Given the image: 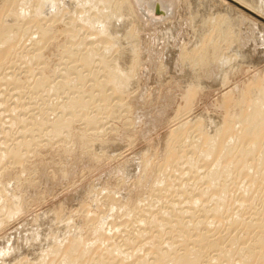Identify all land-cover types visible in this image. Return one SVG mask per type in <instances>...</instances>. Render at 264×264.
Here are the masks:
<instances>
[{
	"label": "rangeland",
	"instance_id": "rangeland-1",
	"mask_svg": "<svg viewBox=\"0 0 264 264\" xmlns=\"http://www.w3.org/2000/svg\"><path fill=\"white\" fill-rule=\"evenodd\" d=\"M174 1L178 2V0ZM181 4L182 6H180L182 8L183 5L186 6L188 4V1L184 0L183 2H181ZM159 18H161L160 15L158 16L155 14L153 20ZM10 20L12 24H9V30L10 26L11 29L14 28V34L10 33L12 31L10 30L9 36H7L6 41L8 40L9 44H11L12 42L11 45L16 48L14 49V51H12V53H14L12 54L13 56L11 55L8 58L7 62L0 63V77L9 79L8 77H12L14 75L15 77H13L15 79L12 82L9 81L6 88L5 85L2 84L0 86V154L3 156L5 150L7 152L9 151V149L12 150L13 148L17 150L20 149L18 151H20L21 154H18H20L22 157L19 155L21 161L20 159H18L19 157L15 158V160L13 158H7L5 160V157H2L4 160L2 159V161H0L2 162V164H0V188H3L0 189V207L2 205L0 209L2 211L4 206L6 207L4 208V210H6L8 207L11 210L14 208V206H19V213L17 214L16 212L15 214H13V216L15 215L14 217L12 216V214L10 215L12 217H9L8 214V218L6 214L7 212L5 213L4 210L2 212L0 211V220L3 221L0 228V239H3L2 241L0 240L1 242H3L10 233L11 237L9 236L7 239L10 238L9 240H11L15 238L14 240H19L21 238L19 241L12 240V243L15 242V245H13L15 248L22 249L26 245L23 244L24 236L29 237L31 234H33L30 232V230L34 231L35 233L36 226L38 225V222L35 219L39 217V215L44 216V214H42L44 211L47 213L50 212L49 214H45L46 216L50 214L51 216H57V221L56 219L54 221L52 217H49L54 224H52V230L53 228L54 230H56V228H58L57 226H60L61 224H64V226L66 224L68 227H70V229H73L76 224H81L79 226L81 227V229H79V234L77 233V235H79L78 239L80 242L84 241L86 243L88 241V243L91 245H89L90 248H93L96 244L95 242L97 241V239L103 238L104 235L106 236V241L104 240L103 242L105 243V249H109V247L113 248L114 244L122 245L124 243V240L131 239L130 241H132V243L130 242V244H128V246H125L124 248L125 252L123 253L127 254H125V256H130L132 253L134 254L136 250H143L142 253L143 257L145 256L144 258H146L147 253L149 254V257H152H148V260L150 259V262L155 260V255H159V253L155 251L156 248L154 249L152 246L160 247V249L166 251L167 249H164V245H166L165 243L167 242H173L174 247L178 246L177 248H175V252L177 253H183V251L185 252L186 249L182 250V248L186 247L185 245H189L187 246V248H189L190 250L193 249L191 247L193 245L195 249H198V247H200V251L203 254L201 263L205 264V262L209 260L211 255L216 257L217 254H219V248L226 251L235 250L236 247H234L232 244L234 239L238 243V248H241L242 246L245 247L251 243L255 244L256 238L263 236V227L259 229H257L256 227V229L259 231L254 228L251 232L250 230H247L246 232L241 228V224L243 223L240 224L239 221L242 220L244 223H247L252 219V221L254 220L256 224H261V222H264L262 219L264 217V194L262 196L263 198L261 197L260 200L258 199L254 202L251 201L252 203L245 200L246 197L244 199L245 201L238 199L236 200L237 193H239L238 190L240 189V187L246 188L248 185L246 184L245 186L244 183L240 184L239 182V185H237L238 187H236V189H239L236 192V190L234 189V187L232 188V186H235L237 183H231V181H233L234 179H231V181L228 179V182H225L224 180L226 179H224V172H221L222 183L218 182L217 184L219 185L214 186L213 190L209 189L206 193L204 192L205 194L202 193V189L204 190L208 187V185H202V181H200V179L204 180L203 178L205 177V175H207L208 172H213L212 170L215 171L216 167L218 169L219 167L221 168L226 167L227 165L229 166L230 161L227 164L224 159H220L221 161H215L209 167L204 168V166L202 165L203 162H199L197 156L200 149L198 150V148L196 147H198V141H200L199 138L202 136L199 135L198 131H193L194 128H190V130L187 131L188 138L186 137L187 139H184L182 142H179L177 144L175 143L173 145H169V135H171L170 133H175V130H178V128L183 125L184 122L187 123L188 120H191L192 116H204L202 117L203 119H206V117H210L209 123L207 124H211V118L214 121V118H217L220 114V108L218 106L220 105V102L224 95L238 88L240 89L243 83H245L248 79L254 77L255 74L261 70V67H263L264 64H259L257 68H252L248 70V72H244L232 78V81L229 82L226 87H207L197 91L195 98L196 100H194L191 106L192 109L190 110V112L183 114L179 112L178 109L184 104L182 101L183 95L181 94L184 93L185 86L183 88V85L179 83V77L177 79L176 74L172 75L168 73V76H172V78L176 79L172 81L173 83L171 82L172 84L166 83L163 84V86L156 85L153 82L148 81V79H153H151L152 75L153 77H155V73H152V71L151 74L146 76L148 78L145 79V81H143L142 79L141 81H139L140 78L138 79L137 76L134 77V82L129 85V88L126 92L128 94L125 93V96L123 95L124 97L120 99L122 101L121 102L118 96L113 93V87H111L110 85H107V87H102L106 91H104V89H100V84L102 85V83H105V81H103V78L104 80L106 79V77H104V75L106 74L102 72L104 70L99 64V60L104 55L102 51L100 52L102 53V55L97 52L91 53L93 54L92 57L94 55L95 56L93 57V61L90 64L82 63L83 60L81 56L84 57L88 53L87 51L90 49L87 48H90L91 45L89 40L85 38V29H82L83 31H80V34L75 35L67 33L64 34L62 32L60 34L57 33L56 35H53V37L51 35V38L48 34L50 38L46 36L45 38H43V41V39H40L42 38V36L40 38H38L37 36H39V31L41 29L46 30L47 28H49L47 27L48 25H44V23L33 24L25 19H23L24 21L22 19V21L20 19L19 21L18 19ZM233 23L232 25H234ZM232 25H230V27ZM54 26L55 25H52V27ZM241 27H243V25ZM244 27L248 28L249 26L246 25ZM231 28H233V26ZM250 28H252V30H249V28L247 29L249 31V34L254 35V33H256V31L254 30L255 28L251 26ZM18 29L21 31H25V33L20 34L22 36H19V38H23H20L21 40L18 38L19 41H16V46V44H13L14 42L12 40L15 41L17 37L15 36V39H12L13 37H11L10 35L14 36L17 32L19 33ZM241 29L243 30V28ZM244 31L245 30H243L242 32ZM29 32H31V36ZM27 33L28 35H26ZM52 33L53 31H51L50 34ZM79 37L80 39H78ZM20 41L22 43L18 44L17 42ZM40 41L43 43H40ZM34 43H37V45ZM41 44L43 46H41ZM219 44L220 43H218L217 45L219 46ZM39 47H41L42 49ZM253 47L255 48V53H257L256 51L258 47L254 44ZM28 53L29 55H27ZM100 55L101 57L99 58ZM102 59L106 58L102 57ZM23 60H26V63ZM107 60L109 61V59ZM100 73L103 75H101ZM163 73H165L166 75V72ZM17 77L19 78V80L17 79ZM42 79L46 80L44 81ZM30 80L32 83L30 82ZM16 81L18 84L16 83ZM98 81L100 82V84H98ZM135 81L137 82L138 87ZM21 83L22 85H20ZM96 84L98 85L96 86ZM91 86H95L96 89L94 87L92 88ZM106 88H108L109 90H107ZM100 92L105 96H102ZM112 95L117 97L113 98L111 97ZM105 97H107L108 99H106ZM100 98L102 99L100 100ZM21 102L22 104H24L23 106ZM101 104L102 106L104 105V107H102ZM58 116H60L61 119H59ZM54 120L64 121H61L59 123L60 125L57 124L58 126L55 125L54 127V125L52 124L54 123ZM90 120L92 122H90ZM55 132L58 133L56 134ZM196 135H198V137ZM25 142L26 144H24ZM100 143L106 145V147H98L100 146ZM108 143L110 145H107ZM27 144L29 145L27 146ZM114 145H116V148L113 147ZM169 150H172L174 154L171 151L169 154ZM170 155H174V160L172 161V163L170 161ZM227 156H229V154ZM187 157L190 159H188ZM165 158L169 159L166 166L164 164ZM258 158L259 155L256 158L254 157L253 159L256 160ZM188 160H191V162ZM245 161L247 162V160H244L243 163ZM173 162L177 163L173 164ZM220 162H223L224 165ZM169 163L171 164L169 165ZM199 164L202 166H200ZM236 164L237 163H233V166L230 165L231 171L229 170V172L233 177L234 169L237 170H235L236 172L234 171L236 177L240 173H243V171H241V168L237 169L239 168V163L237 165ZM262 165H264V163ZM187 166L189 168H187ZM262 169L264 171V167ZM171 175L176 179L174 177L171 178ZM262 177L263 179L261 178V176L260 178H256L257 181L263 182L264 176ZM171 179L173 180L171 181ZM208 181L210 180L208 179ZM234 181L237 182L238 180L235 179ZM243 181L245 182V180ZM229 183H231L232 185H229ZM256 183L254 182L253 184H255L254 186L257 188L258 185ZM224 185H226V187ZM254 186L251 184V189H254ZM218 187H223L225 190H227L225 193V195H227H223V197H221V192L216 193ZM250 187L247 189H250ZM6 191L9 194H6ZM3 195H5L6 198ZM218 196L223 199H220V202L218 200L219 203L215 201V198ZM2 200H5V203H3ZM214 206L224 209L221 219H223L225 216L226 219L224 218V221L221 220L223 222L217 221L214 226H212L211 222H213L214 220V213H212V209L215 208ZM184 211H191V213H193L191 215L188 214L186 217L183 216V219L181 218V216L178 217V215H180L181 213H186ZM209 211L210 213L208 214ZM163 212H165V215L163 214ZM234 212L240 215L231 217L230 213L233 214ZM204 213L206 214V216H204ZM224 213L226 215H224ZM175 215H177L176 218L178 220L182 219V222H180L183 223V225L180 224V226H178L179 223L176 224ZM4 217H6L7 220ZM204 217H208L206 223L209 225H202V223L200 222ZM54 218L56 217L54 216ZM151 220L155 221V223H149ZM103 221H105L106 224ZM35 222L37 225L34 224ZM198 222H200V231L198 229H196L197 231L194 229L192 231L190 227L193 228V226ZM23 223L25 226L28 225L27 227H29V224H31L29 228L26 227L27 233H30L29 235L27 233L26 235H24V232H26V230L23 231L25 229L23 228L25 227ZM147 223L152 225L149 226V224ZM157 223L163 226L164 230L162 228H159V225ZM170 223L172 226L170 225ZM33 224L35 225V228L32 227ZM110 225L112 227H110ZM185 225L186 227H188L185 228ZM20 226L22 227L20 228ZM101 226L106 227L102 228ZM172 227L174 228V230L171 229ZM31 228L34 229L32 230ZM181 228L183 231L181 230ZM14 229H19L20 231H15ZM51 229L50 231H47L51 234H48L46 232L47 234L45 236H50L49 238L52 237L54 239L55 232H53L52 235ZM95 229H97V231L99 229L100 232L98 231L99 233H96L97 231ZM185 229H188V233ZM206 229L208 230L207 232L205 231ZM260 231L262 232V235ZM17 232L18 234L22 232L23 234L21 233L20 235L23 238L21 236L16 238L15 236L18 235ZM140 232L145 234L144 237H138L139 234H141ZM196 232L198 233V235ZM14 233L15 236H12V234ZM95 233L97 236L95 235ZM202 234L204 236L203 238L198 237ZM259 234L261 236H259ZM99 235L101 236L99 237ZM26 237L25 239H27ZM49 238H47V240ZM7 239L6 241L9 243V240ZM53 239L49 240V243L46 242V244H48L47 246L55 244L56 247L52 246L50 248V250L52 249L54 251V248L58 247L55 243V240ZM201 239L205 240H203L200 245L198 243V246H196V241H199ZM187 241L189 242L187 243ZM213 241L214 243L217 242L216 245L209 248L208 245L213 244L211 243ZM1 242L0 248L1 246L2 248H4L7 243H3L2 245ZM17 242L20 245L24 246H21L22 248L20 247V245L19 247H16ZM60 242H63V240ZM93 242L95 243L94 245H92ZM11 244L10 248L13 247ZM147 246L148 248H146ZM149 246L152 247L153 250L150 249ZM92 248L89 249V254H91L90 250L93 251L92 255H89V261H87L89 256L85 257L87 259L82 258V260H84L86 264H130L129 262L131 260V264L137 263L133 262L135 261L133 259H129V261L127 262L126 259V263H122L121 261L120 263L117 262L118 259H116L115 257H113L115 259L112 258L110 253L107 252L108 250H104V252H102V254H104L102 255L98 251L94 252ZM13 249H11V251H13ZM17 249H14L15 251L13 253H18L16 254V256L18 255V257H20V254L22 256V252H20V250L16 252ZM145 249L146 251H144ZM110 250L111 249H109V251ZM258 250L259 248H251V250H249L248 254L250 256V251H254L257 256L253 260L248 261L245 264H264V253H262V255H259L257 253L259 252ZM22 251H24V249ZM105 252H107L108 254H105ZM25 253H23L25 254L24 258L20 257V259L16 260L19 261L16 262L17 264H21L22 262L20 263V260L22 259H25V264L29 261V264H31L32 261L29 260V254L27 252ZM39 253L40 251L38 252V254ZM58 253L59 250L56 254L48 257V259L51 260L55 255L54 258L55 260L57 259V263H54L59 264L58 262L60 261V255L63 254H60V252V257H56ZM11 254L12 253H10V256ZM40 254L42 255L43 253ZM78 254V252L69 254L72 257V260L77 258L76 262L74 261L75 264H80L82 262V260L81 262H79L80 255L78 256ZM98 254L99 257L97 256ZM248 254L245 257L249 256ZM41 255H39L41 260L44 258V260L46 261V256L43 255V257ZM14 259L16 258L14 257ZM44 260L42 261V264ZM55 260L53 259L52 261ZM114 260L116 261V263ZM49 263L52 262L49 261ZM22 264H24V262ZM82 264L85 263L82 262Z\"/></svg>",
	"mask_w": 264,
	"mask_h": 264
},
{
	"label": "bare ground",
	"instance_id": "bare-ground-1",
	"mask_svg": "<svg viewBox=\"0 0 264 264\" xmlns=\"http://www.w3.org/2000/svg\"><path fill=\"white\" fill-rule=\"evenodd\" d=\"M183 1L178 0V2L176 1L177 2L176 3L174 0H0V63L1 62L2 63L7 62L8 58L12 54H14V53H12V51H14V49L16 48V47L14 48L13 45H11L12 42H11V44H9L8 40L6 41L7 36H9L10 30H12L10 33H13V31H14V28L11 29V26H10V30H9V24L10 25L12 24L10 19H14V20L18 19V21H19V19L20 20L25 19L28 22H31L33 24L44 23V25H48L47 27H49V28H47L46 30L41 29L42 30V31L40 30L41 32L39 31L40 34L42 33L41 35L39 34V36H37L38 38H40L42 36V38H40V39L45 38L46 36H48V34L50 35V37H51V35L53 37V35H56L57 33L60 34L62 32L64 34L67 33V34H72V35L73 34L74 35L80 34L79 32L83 31L82 29H85L84 30L85 31L84 35H86L85 38L87 40H89L91 45H90V48H87V49H90L87 51L88 53L86 52L87 54L85 53L86 55L84 57L81 56V58L83 60L82 63L90 64L93 61V57L95 56L94 55L92 57L93 54H91V53H95V52L100 53L102 51V53L104 54L102 57L106 58V59H102V57H101L102 53H100L101 55L99 56V58L101 57V59L99 60V64L101 65V67L104 70L102 72L106 74V75H104V77H106V79L104 80V78H103V81H105L104 84L101 82L102 83V85H101L100 82L98 81L99 82L98 84H100V89H104L102 87H107V85H110L111 87H113V91H114L113 93L116 94L120 100L122 97L125 96L124 94L127 92L129 85H131V83L134 82L135 79H133V78L136 76L138 77V79L140 78L139 81H141V79L143 81H145V79L148 78L146 76L151 74V71H152V73H155V77H153V75H152L151 79L152 78L153 79L152 80L148 79V81L153 82L156 85H162V86H163V84L171 83L173 80H175L176 78L178 79V77H179V79H178L180 81L179 83L181 85H183V88L185 86L184 89H185L186 93L184 91V93L181 94V95H183L182 101L184 104H183V106H181L178 109V111L185 114L187 112H190V110L192 109L191 106H192L194 100H196L195 98H196L197 91L202 90V88H207V87H212V88L217 87V86L218 87H226L229 84V82L232 81L231 80L232 78H234V77H236L239 74H242L244 72H248V70H250L252 68L253 69L255 67L257 68V66L259 64L260 65L264 64V0H187L188 4L186 6L183 5V7L181 8V6H182L181 2H183ZM179 6H180V8H179ZM155 14L158 16L160 15L161 18L153 20ZM233 21H234V23H233ZM12 22H13V20H12ZM232 23L234 25H232ZM27 24H29V23H27ZM52 25H55V26L52 27ZM230 25H232L233 28H231L232 26L230 27ZM240 25L241 26L243 25V27H241ZM246 25L249 26L248 27L249 30L250 29L252 30V28H250V26L254 27L255 29L254 28L253 29L256 31V33H254V35H250L249 31L247 30L248 28L244 27ZM227 27H230V28H227ZM241 28H243V30H245V31L242 32L243 30ZM51 31H53L52 34H50ZM36 32H37V30H36ZM22 33H25V31L19 30V33L17 32L14 36L10 35L11 37H13L12 39H15V36L17 37L15 39V41L11 39L14 42L13 44H16V41L18 40L19 36H22V35H20ZM30 33L31 32H29V34ZM26 35H28V33ZM30 36H31V34H30ZM70 37H71V35H70ZM20 38H23V37H20ZM78 39H80V37ZM9 41H10V38H9ZM43 41H44V39H43ZM17 43L19 44L22 42L20 41ZM40 43H43V42L40 41ZM218 43H220L219 46L217 45ZM34 44L37 45V43H34ZM253 44L258 47V49L256 51L257 53H255V48L253 47ZM21 45H23V44H21ZM16 46H17V44H16ZM41 46H43V45L41 44ZM39 48H41V47H39ZM39 48H38V50H39ZM250 53H251V55H250ZM27 55H29V53ZM36 56H38V55H36ZM256 58H257V60H256ZM107 59H109V61ZM105 60H107V61H105ZM24 62L26 63V60ZM34 65H35V63H34ZM163 72H166V75ZM12 73H14V72H12ZM168 73L172 74V75L176 74L177 77L172 78V76L171 77L168 76ZM101 75H103V74H101ZM13 76L8 77L9 79L0 77V86H1V84L5 85V88H6L8 85L7 83L9 81H11V82L14 81L15 76L14 77ZM97 78H100V77H97ZM17 79L19 80L18 77H17ZM42 80H44V79H42ZM101 81H102V79H101ZM30 82H31V80H30ZM16 83H17V81H16ZM28 84H30V83H28ZM93 84H95V83H93ZM98 84H96V86ZM136 84H137V82H136ZM20 85H22V83ZM33 86H36V85H33ZM40 86H41V84H40ZM110 86H108V87H110ZM93 87L95 88V86H93ZM137 87H138V84H137ZM235 87H237V86H235ZM106 89L109 90L108 88H106ZM104 91H106V90L104 89ZM100 94L102 95L103 93L100 92ZM126 94H128V93H126ZM102 96H105V95H102ZM111 97L114 98L115 96L112 95ZM105 98L108 99L107 97H105ZM101 99L102 98H100V100ZM21 104H22V102H21ZM79 104H80V102H79ZM23 105L24 104H22V106ZM104 105H105V103H104ZM104 105L102 106V104H101L102 107H104ZM82 106H84V105H82ZM114 106H116V105H114ZM105 107H106V105H105ZM218 107L220 108V114L218 115L217 118L213 117L216 121L215 120L213 121L211 118L212 126H211V124H207V123H209L210 117H208V118L206 117V119H207L206 120L205 118L204 119L202 118L204 116H201V117H200V115H197L199 117H193L192 116V119L188 120L189 122L186 120L187 123L184 122L183 125H181L180 127L178 126L179 128H178V130L176 129L177 131L175 130V133H170L171 135H169V140H170L169 145H173L175 143L177 144L179 142H182L184 139L188 138L187 137L188 136L187 131H189L190 128L196 129V130L193 129V131H198L199 135H202L199 138L200 141H198L199 142L197 145L198 147H196V146L195 147L198 148V150L200 149V151L197 150L198 151V155H197L198 161L203 162L202 165L204 166V168L209 167L215 161H218L220 159H224L227 164L230 161L229 162L230 165H232L233 163H237V164L239 163V165H238L239 168H237V169L241 168V171H243V173L239 174L240 171L238 170L239 175L237 174L238 176L236 177V175L234 174V171L236 169H234V171H233L234 177H233L232 174H230V172H229V170L231 169L230 165L226 166V164H225L226 167H221V168L219 167L218 169L216 167L215 171L212 170L213 172H208L207 175L204 174L205 177L203 176L204 177L203 179L206 182L204 180L200 179V181H202L201 182L202 185L203 184L208 185V187L206 186L207 188H205L204 190L202 189L201 192L206 193L209 189L213 190L214 186L219 185V184H217L218 182L222 183L221 172H224V174H225L224 179H226V180H224V179L223 180L225 182L226 181L228 182V179L230 181H231V179L232 180L233 179L238 180L237 182L234 180L231 181V183L232 182H235V184L237 183L235 186L234 185L232 186V188L234 187L236 192L239 189V188L236 189V187H238L237 185H239V182H240V184L244 183L245 186H246V184L248 185L246 188L240 187V189L238 190L239 193H237V197L235 196L236 200L237 199L238 200H244L245 197H246L245 200L250 201V202L251 201L254 202L258 199L260 200L264 194V180H263V182L259 181L260 182V184H259V182L257 181L256 178H258V177L260 178V176H261V178L263 179L262 176H264V171L262 169L264 167V165H262L264 163V66L261 67V70L258 71L254 77L248 79L245 83H243V85L240 89L238 88V89L231 91L230 93L224 95V97L222 98L220 105ZM202 115H204V114H202ZM58 117H59V119H61L60 116H58ZM61 121H64V120H57V121L54 120L53 121L54 123H52V124L55 127V125L56 126L60 125L59 123ZM90 122H92V121L90 120ZM93 122H94V120H93ZM55 133L57 134L58 132H55ZM196 136L198 137V135H196ZM191 143H193V142H191ZM24 144H26V142ZM28 145L29 144H27V146ZM107 145H110V144L108 143ZM98 147L105 148L106 145L100 143V146H98ZM113 147L116 148V145H114ZM117 148H118V145H117ZM18 150H20V149H18ZM18 150L13 149V148H12V150L9 149V151H7V152L5 150L4 151V154L6 153L5 155L3 154V156H2L0 154V161H2V159L4 157H5L4 158L5 160L7 158L8 159L13 158L15 160V158H18L19 155L21 154L20 151H18ZM109 150H111V149H109ZM112 150H114V149H112ZM146 151H148V150H146ZM170 151L173 152L172 150H169V154H170ZM1 153H3V152H1ZM18 153H20V154H18ZM173 154H174V152H173ZM195 154H196V152H195ZM228 154H229V156H227ZM168 155H167V157H168ZM258 155H259L258 159H256V160L253 159L254 157L256 158ZM173 156L174 155H172V156L170 155L171 163L174 160ZM18 159H20V161H21L20 157ZM188 159H190V158H188ZM192 160H193V158H192ZM244 160H247V162L245 161L243 163ZM168 161H169V159L165 158V162H164L165 166L168 164ZM183 161H184V159H183ZM188 161L191 162V160H188ZM248 162H250V163H248ZM171 163H169V165ZM174 163H177V162H173V164ZM220 163L223 164V162H220ZM0 164H2V162H0ZM188 164H190V163H188ZM146 165H148V164H146ZM202 165H200V166H202ZM234 166H235V164H234ZM187 168H189V167L187 166ZM170 173H171V171H170ZM224 174H223V177H224ZM173 177L174 176H172L171 178H173ZM169 179H170V177H169ZM208 179L210 181H208ZM172 180L173 179H171V181ZM243 180H245V182ZM224 181H223V183H224ZM256 181H257V183H256ZM254 182L258 185L257 188L254 186L255 185V184H253ZM231 183H229V185H232ZM251 184L254 186V189H251V187H250ZM187 186H188V184H187ZM224 186L226 187V185H224ZM241 186H243V185H241ZM223 187L222 188L218 187L219 190H218V188H217V190L215 189L216 193L221 192L220 193V196L222 195L221 197H223V195L224 196L227 195V194L225 195L227 190H225ZM249 187L251 190L247 189ZM188 188H189V186H188ZM0 189H3V188H0ZM4 190H5V188H4ZM8 192H9V190H8ZM8 192L6 194H9ZM1 195H2V193H1ZM234 195H235V193H234ZM3 196L6 198L5 195H3ZM220 196L216 197L215 201L218 202V200H219V202H220L221 201L220 199H222ZM14 200H15V198H14ZM4 201L2 200L3 203H5ZM16 205H18V204H16ZM1 207H2V205H1ZM214 207L215 208L212 209V213H214L213 214L214 220H213V222H211L212 226H214V224L217 221H221L226 217V216L225 217L223 216L224 218L222 217L223 219H221V216L223 215V212H224L223 208H219L216 206H214ZM4 208H6V207L3 206V210H4ZM8 208L6 210H4L5 213L7 212L6 213L7 217H8V214H9V217H12L13 214H15L16 212H17V214L19 213L18 212L19 206L18 207L14 206V208L11 210H10V208L9 209ZM0 211H1V209H0ZM194 211H196V210H194ZM44 212L42 213V214H44V216L39 215V217H37L35 219L38 222L37 223L38 225L36 224V222L34 223L35 225H37L36 229H35V233H34V231H31L30 229H28V230H30L31 233H33L29 237L28 236L26 237L24 235H26V233H27L26 229L29 228L31 224H29V227H27L28 225L25 226L23 223V225L25 226L23 228H25V229L24 230L21 229V230H23V231L26 230V232H24L25 234L23 235L24 236L23 244H26V245L24 246V245H20L18 242L16 243L17 244L16 247H19V245H20V247L24 246L23 248L21 247L22 249H20V248L17 249L13 246V245H15L14 244L15 242L12 243L13 242L12 240L15 239L14 237H13L14 239H11V240H9L10 238L7 239L10 236V233L6 237V239L9 240V243L6 241L5 238H4L5 242L4 241L1 242L3 239L2 240L0 239L1 240L0 242L2 245H3V243L4 244L7 243L4 246V248H2V246L0 248V264H17L16 262H19V261H16V260L20 259V257L24 258V255L26 254L25 252H27L29 254L28 257H30L29 260L32 261L31 264H40V263L42 264V261L44 260V258L41 260V258L39 256V255H41L40 253H43L41 256H43V255L46 256L45 259L47 258L46 259L47 263H49V261L52 263H54V262L57 263V259L55 260V258H54L55 255H54V257L52 256L53 258L51 257L52 258L51 260L48 259V257H50L53 254H56L58 252V250H59V253L61 252L60 254H63V255H60L61 257L59 256V253H58V255H56V257L57 256L60 257V261L58 262L59 264H75L74 261L76 262L77 258L72 260V257L69 255L70 253L78 252L79 253L78 256L80 255L79 262H81L82 258L87 259V258H85L86 256L92 255L93 251H91V250H90L91 254H89V249H91L92 247L90 248L91 245L88 243V241L86 242L87 244L83 241L85 243L84 244L83 242H80L78 239L79 235H77V233L79 234V231H80L79 229H81V227H79V226L81 224L80 225L76 224V226L73 229L72 228L70 229V227H68L66 224H65V226H64V224L63 225L61 224L60 226L56 225L58 227V228H56L57 231L54 230V228H53V230H54L53 231L51 228L53 227L54 224H53V221H51L49 217H52L54 219V221H55V219L57 221V216L53 215V213H52L53 216H51V214L46 216L45 214H49L50 212L49 213H47V212L44 213ZM184 212H186V213L180 212L181 214L178 215V217L181 216V218L183 219V216L186 217L188 214L191 215L193 213V212L191 213V211L190 212L188 211L189 213L187 211H184ZM235 212L233 214L230 213L231 217H236V216L240 215V214H236ZM164 213L165 212H163V214ZM177 213H179V212H177ZM209 213H210V211L208 212V214ZM11 214H12V216H10ZM224 215H226V214L224 213ZM54 216L56 218H54ZM149 216H152V215H149ZM204 216H206V214ZM46 217H48V218H46ZM163 217H165V216H163ZM169 217H171V216H169ZM176 217H177V215H175V218ZM227 217H228V215H227ZM4 218H6V217H4ZM204 218L201 221L199 220L202 223V225L207 224L206 222H207L208 217H204ZM160 219H161V216H160ZM182 219H180V220H178L177 218L175 219L176 224L179 223L178 226H180V224L183 225V223H181ZM262 219L264 221V217ZM6 220H7V218H6ZM152 220H153V218H152ZM152 220L149 223L154 224L155 221H152ZM177 221H179V222H177ZM223 221H221V222H223ZM240 221H242V220H240ZM240 221H239L240 224L243 223V224H241L242 225L241 228L244 229L246 232H247V230H250V232H251L254 228L256 229V227H257V229H259L261 227L264 228V226H263L264 222H261V224L260 223L256 224V222H254V220L252 221V219L250 222H247V223L246 222L244 223L243 221L240 222ZM2 222L3 221H1L0 228H1ZM103 222L106 224L105 221H103ZM200 222H198L196 225H194L193 228H191L189 226L190 229H192V231H193V229L199 230ZM54 223H56V222H54ZM149 223H147V224H149ZM25 224H27V223H25ZM34 224L32 227L35 226ZM152 224H149V226ZM158 225H159V228L163 229V226H161L160 224H158ZM170 225H171V223H170ZM207 225H209V224H207ZM21 227L22 226H20V228ZM101 227L104 228L106 226H101ZM101 227H100V230H101ZM110 227H112V226L110 225ZM187 227L185 225V228H187ZM34 228H31V229L33 230ZM182 228H183V226H182ZM182 228H181V230H182ZM50 229L52 230V235H53V232H55L54 233L55 238L54 239L52 237L51 238L53 240H55V243L58 247V248L53 247L55 249L54 251L52 249L50 250V248L52 246H55V244L54 245L51 244L49 246H47L48 244H46V242L49 243V240H52L51 238H49L50 236H48V235H47L48 237L45 236L48 233L47 231L48 230L50 231ZM171 229L174 230L173 227ZM17 230L20 231L19 229H17ZM17 230H15V231H17ZM95 230L97 231V229H95ZM144 230H143V232H144ZM163 230H161V231H163ZM187 230H186V232H187ZM262 230H264V229H262ZM98 231H99V229H98ZM98 231L96 233L100 232V231L99 232ZM205 231L207 232L208 230L206 229ZM257 231H259V230H257ZM13 232H11V233H13ZM96 233H95V235H96ZM140 233L141 234H139V236L138 235H136V236L141 237V238H142V236L144 237L145 234L142 232H140ZM248 233H249V231H248ZM17 234H18V232H17ZM20 234L15 236V233H14V234H12V236L14 235L16 238H18L19 236H21ZM197 235H198V233H197ZM261 235H262V232H261ZM261 235L259 234V236H261ZM100 236L101 235H99V237ZM25 237L27 239H25ZM198 237L203 238L204 236L202 234V235H199ZM47 238H49V239L47 240ZM96 238H98V237H96ZM103 238H98L97 241L95 240L96 244L93 242L92 245H94V244L95 245L92 249L94 250V252L98 251L101 254H102V252H104V250H108L107 252L110 253L112 258L115 257L116 259H118L117 262L121 261L123 263V262H125L126 259H127L126 262L129 261V259H133V260H135L133 262H137L135 264H202L201 258H202L203 254L200 251L201 249H200V247H198V249H195L193 247L194 245L191 246L193 248L191 250L189 248H187V246H189V245H185L186 247L182 248V250L186 249L185 252L183 251V253H180L179 251H178L179 253L175 252V248H177L178 246L174 247L173 242L172 243L171 242L165 243L166 245H164L165 246L164 249H167L166 251L163 249H160V247H157V246L155 247V246L151 245L154 249L156 248L155 251L158 252L159 255L158 254L155 255L156 257L158 256L157 258L153 256L155 258V260H153V261L151 260L152 262H150V259L148 260V257H149L148 253H147V255L144 253L146 255L147 259L144 258L145 256L143 257V253H142L143 250H136V252H134V254L132 253L130 256H125L126 253H123V252H125L124 248H125V246H128V244H130V242L132 243V241H130L131 239L124 240V243L122 245L114 244L113 248L109 247V249H111L109 251V249H105V246H104L105 243H103L104 240L106 239V236L104 235ZM16 240L19 241L18 239H16ZM16 240H14V241H16ZM62 240H63V242H60ZM203 240H205V239H201L199 241H196L197 245L196 244L195 245L198 246V243L200 245V243L203 242ZM188 242L189 241H187V243ZM211 243H213V244L208 245L209 248L215 246L217 242L214 243V241H213ZM10 244L14 247V249H17L16 252H18V250H20V252H22V256L20 253H19L20 257H18V255L16 256V254H18V253H13L15 250L13 249V247L10 248ZM133 244H134V241H133ZM232 244L234 247L237 248V250L235 248V250L226 251V250L219 248V254H217L216 257L211 255L209 260L206 261L205 264H245L246 262L253 260L257 256V254L254 251H250V253H251V256H250L248 254L249 250H251V248H255V249L259 248V250H258L259 252H257V253L259 255H262V253H264V234H263V236L256 238L255 244L251 243L245 247L242 246L241 248H238V243L235 241V239L233 240ZM108 245H106V246H108ZM147 245H148V243H147ZM144 246H145V243H144ZM152 247L149 246V248L153 250ZM142 248H140V249H142ZM146 248H148V246ZM11 249H13V251H11ZM23 249H24V251H22ZM132 250H134V249H132ZM152 250H150V251H152ZM39 251H40V253L38 254ZM144 251H146V249ZM9 252L12 253L11 256H10ZM107 252H105V254ZM23 253H25V254H23ZM171 254H173V255H171ZM247 254L249 255L247 257H250V258L245 257ZM90 256L88 257L87 261H89ZM97 256L99 257V254ZM14 257L16 259H14ZM115 258H113V259H115ZM53 259L55 261H52ZM22 260H20V263L24 262V264H25V261H24L25 259H22ZM58 260H59V258H58ZM46 261L44 260L45 263L43 262V264H47ZM26 262H27V259H26ZM29 262L26 264H29ZM82 262L86 264V262H84V260H82ZM82 262L80 264H82ZM131 262H132V260L129 263L131 264ZM52 263H49V264H52ZM115 263H116V261H115ZM97 264H99V263H97ZM126 264H128V263H126ZM132 264H134V263H132Z\"/></svg>",
	"mask_w": 264,
	"mask_h": 264
}]
</instances>
